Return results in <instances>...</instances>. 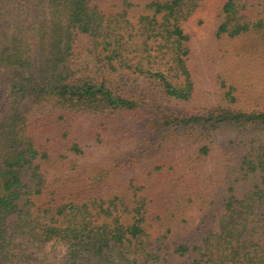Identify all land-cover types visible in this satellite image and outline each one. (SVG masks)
I'll return each instance as SVG.
<instances>
[{
    "label": "trees",
    "instance_id": "1",
    "mask_svg": "<svg viewBox=\"0 0 264 264\" xmlns=\"http://www.w3.org/2000/svg\"><path fill=\"white\" fill-rule=\"evenodd\" d=\"M209 1L0 0V264H264V108L225 82L193 103L186 25ZM211 37L251 50L264 0H219ZM204 209L218 229L184 237Z\"/></svg>",
    "mask_w": 264,
    "mask_h": 264
},
{
    "label": "rangeland",
    "instance_id": "2",
    "mask_svg": "<svg viewBox=\"0 0 264 264\" xmlns=\"http://www.w3.org/2000/svg\"><path fill=\"white\" fill-rule=\"evenodd\" d=\"M218 4L219 0L206 2L186 25L188 31L192 33L193 53L190 64L196 88L193 103L205 106L215 101L225 82L226 85L236 86L239 104L248 108H264V40L261 39L258 44H253L251 50H246L249 41L241 38L214 41L211 32L215 26ZM170 105L160 109H147L146 113L149 114H144L142 117H126L122 124L125 130L123 141L127 144L131 139L138 138L140 142L141 137L150 135L152 126L158 125L163 111L172 110ZM189 106H192V102ZM179 144H183L184 154L192 151V140ZM144 166L145 164H142L136 168L140 170ZM221 214L222 211L217 209L189 210L188 224L181 230L185 233L184 237H192V232H197L201 221L203 222L200 223L201 225H209L217 230ZM151 234L157 238L162 233L156 229L151 230ZM169 237L167 242L173 245L176 234H171ZM50 249L62 251L59 244H54Z\"/></svg>",
    "mask_w": 264,
    "mask_h": 264
}]
</instances>
